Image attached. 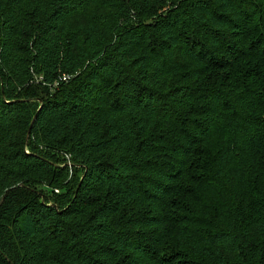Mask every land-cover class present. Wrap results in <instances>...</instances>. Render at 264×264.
<instances>
[{"label": "trees", "instance_id": "obj_1", "mask_svg": "<svg viewBox=\"0 0 264 264\" xmlns=\"http://www.w3.org/2000/svg\"><path fill=\"white\" fill-rule=\"evenodd\" d=\"M0 264H264V0H0Z\"/></svg>", "mask_w": 264, "mask_h": 264}, {"label": "rangeland", "instance_id": "obj_2", "mask_svg": "<svg viewBox=\"0 0 264 264\" xmlns=\"http://www.w3.org/2000/svg\"><path fill=\"white\" fill-rule=\"evenodd\" d=\"M58 157L61 159V161H64V162H65V164L68 166V168L71 169V165H68V164H69V162H68V161H69V160H68V157H67L66 155H64V153L59 154ZM73 171H74V170L71 169V170L69 171V174L72 175V174H73ZM56 193H58V192H56Z\"/></svg>", "mask_w": 264, "mask_h": 264}, {"label": "built area", "instance_id": "obj_3", "mask_svg": "<svg viewBox=\"0 0 264 264\" xmlns=\"http://www.w3.org/2000/svg\"><path fill=\"white\" fill-rule=\"evenodd\" d=\"M66 79H67V78H66V77H64V78H62V81H66ZM68 165H70V164H68Z\"/></svg>", "mask_w": 264, "mask_h": 264}, {"label": "water", "instance_id": "obj_4", "mask_svg": "<svg viewBox=\"0 0 264 264\" xmlns=\"http://www.w3.org/2000/svg\"><path fill=\"white\" fill-rule=\"evenodd\" d=\"M34 118H35V116H34ZM31 128V127H30ZM29 132H30V129H29V131H28V133L27 134H29Z\"/></svg>", "mask_w": 264, "mask_h": 264}]
</instances>
